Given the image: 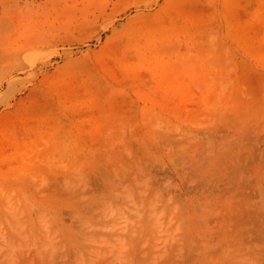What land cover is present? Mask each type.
Wrapping results in <instances>:
<instances>
[{"label": "rangeland", "instance_id": "374dc122", "mask_svg": "<svg viewBox=\"0 0 264 264\" xmlns=\"http://www.w3.org/2000/svg\"><path fill=\"white\" fill-rule=\"evenodd\" d=\"M0 264H264V0H0Z\"/></svg>", "mask_w": 264, "mask_h": 264}, {"label": "bare ground", "instance_id": "6f19581e", "mask_svg": "<svg viewBox=\"0 0 264 264\" xmlns=\"http://www.w3.org/2000/svg\"><path fill=\"white\" fill-rule=\"evenodd\" d=\"M100 223V222H99ZM176 228V227H175Z\"/></svg>", "mask_w": 264, "mask_h": 264}]
</instances>
